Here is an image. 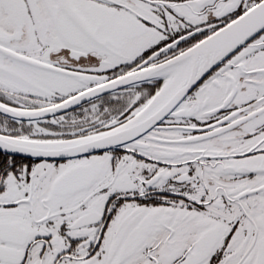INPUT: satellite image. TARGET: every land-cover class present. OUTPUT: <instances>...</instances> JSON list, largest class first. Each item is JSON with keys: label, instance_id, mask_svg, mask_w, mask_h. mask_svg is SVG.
<instances>
[{"label": "snow or ice", "instance_id": "1", "mask_svg": "<svg viewBox=\"0 0 264 264\" xmlns=\"http://www.w3.org/2000/svg\"><path fill=\"white\" fill-rule=\"evenodd\" d=\"M0 264H264V0H0Z\"/></svg>", "mask_w": 264, "mask_h": 264}]
</instances>
